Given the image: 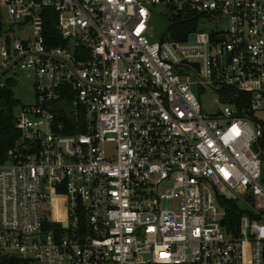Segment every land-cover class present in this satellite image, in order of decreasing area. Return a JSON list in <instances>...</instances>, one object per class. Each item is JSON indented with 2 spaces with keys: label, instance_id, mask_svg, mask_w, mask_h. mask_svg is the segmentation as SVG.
I'll use <instances>...</instances> for the list:
<instances>
[{
  "label": "built area",
  "instance_id": "1",
  "mask_svg": "<svg viewBox=\"0 0 264 264\" xmlns=\"http://www.w3.org/2000/svg\"><path fill=\"white\" fill-rule=\"evenodd\" d=\"M0 20V89L16 69L36 97L0 163V264H264V0H0Z\"/></svg>",
  "mask_w": 264,
  "mask_h": 264
},
{
  "label": "trees",
  "instance_id": "2",
  "mask_svg": "<svg viewBox=\"0 0 264 264\" xmlns=\"http://www.w3.org/2000/svg\"><path fill=\"white\" fill-rule=\"evenodd\" d=\"M191 17L182 20L181 17L177 18L175 24L171 26V31L175 38H187L189 33L197 30V20ZM58 14L55 10L49 8L45 14V33L47 43L53 46H65L66 41L60 36L59 29L57 27ZM3 25L0 20V34L2 33ZM179 33L174 34V33ZM9 43L11 42L8 38ZM18 85V81L14 78L7 79L4 88L0 89V163L7 161L9 150L15 145V142L19 136V131L16 127V119L14 115V108L17 105H21V100L16 96L15 88ZM64 112V111H63ZM68 132H80V129L67 128ZM229 218H234L239 213L236 211V206L230 202ZM239 217V216H238ZM228 222V220H227ZM1 264H33V261L23 257H3L1 258Z\"/></svg>",
  "mask_w": 264,
  "mask_h": 264
},
{
  "label": "rangeland",
  "instance_id": "3",
  "mask_svg": "<svg viewBox=\"0 0 264 264\" xmlns=\"http://www.w3.org/2000/svg\"><path fill=\"white\" fill-rule=\"evenodd\" d=\"M166 10L163 6H156L155 11L157 13H162V11ZM150 25L153 27L155 33L157 35H160L162 33V30L167 28V22L162 19L161 16L154 14ZM32 35V30L29 26L25 27L21 32H17V36L23 37V38H30ZM5 39V34H3L2 37H0L1 40ZM8 75H13L15 79L18 81V85L15 88L16 96L21 100L22 105H33L36 103V97H35V87L34 82L31 78H28L27 75L19 70L12 69ZM213 96L210 94V96L205 97L202 99L204 110L207 113H211L213 111H216L217 107L213 105L212 103ZM169 202H165L166 206H169ZM53 217L61 219L64 217V210L58 209L55 213L52 214Z\"/></svg>",
  "mask_w": 264,
  "mask_h": 264
},
{
  "label": "water",
  "instance_id": "4",
  "mask_svg": "<svg viewBox=\"0 0 264 264\" xmlns=\"http://www.w3.org/2000/svg\"><path fill=\"white\" fill-rule=\"evenodd\" d=\"M166 36H167V35L165 34L163 40H166ZM191 39H193V40L196 39V34H195V33L191 35ZM58 118H59V120H61V121H66V117L63 116V115H59ZM223 223H224V221H223Z\"/></svg>",
  "mask_w": 264,
  "mask_h": 264
}]
</instances>
